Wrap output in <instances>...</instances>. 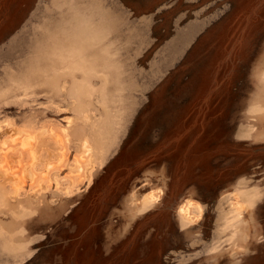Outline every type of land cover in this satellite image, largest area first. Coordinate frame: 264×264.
I'll list each match as a JSON object with an SVG mask.
<instances>
[{
    "label": "rangeland",
    "instance_id": "1",
    "mask_svg": "<svg viewBox=\"0 0 264 264\" xmlns=\"http://www.w3.org/2000/svg\"><path fill=\"white\" fill-rule=\"evenodd\" d=\"M264 0H0V264H264Z\"/></svg>",
    "mask_w": 264,
    "mask_h": 264
},
{
    "label": "crops",
    "instance_id": "2",
    "mask_svg": "<svg viewBox=\"0 0 264 264\" xmlns=\"http://www.w3.org/2000/svg\"><path fill=\"white\" fill-rule=\"evenodd\" d=\"M263 99L261 98L259 101L256 102V104L263 103Z\"/></svg>",
    "mask_w": 264,
    "mask_h": 264
}]
</instances>
